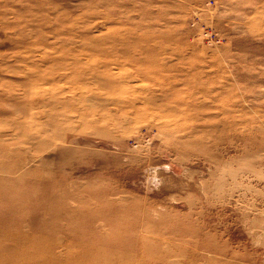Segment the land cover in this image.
Masks as SVG:
<instances>
[{"label":"rangeland","instance_id":"rangeland-1","mask_svg":"<svg viewBox=\"0 0 264 264\" xmlns=\"http://www.w3.org/2000/svg\"><path fill=\"white\" fill-rule=\"evenodd\" d=\"M9 237L1 264H264V0H0Z\"/></svg>","mask_w":264,"mask_h":264},{"label":"bare ground","instance_id":"bare-ground-1","mask_svg":"<svg viewBox=\"0 0 264 264\" xmlns=\"http://www.w3.org/2000/svg\"><path fill=\"white\" fill-rule=\"evenodd\" d=\"M7 239L13 240V243H15V244H13V247H10V248H8L7 246L5 247V249L8 250V253L7 254H4V256L1 255V254H3L1 252V254H0V264H1L2 260H11L15 256V253L14 252H10V251H14L16 249L18 251L20 250V252H21L22 250L25 251V250L28 249V247L25 244L20 243L19 237H14V238H10L9 237ZM113 254L114 253H112L111 255L113 256ZM111 255H110V257H108V256L100 257V259L102 258V261L99 260L100 264H109L110 263V259H111ZM17 261H20V260H17ZM13 262H15L14 259H13Z\"/></svg>","mask_w":264,"mask_h":264}]
</instances>
